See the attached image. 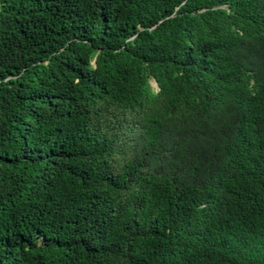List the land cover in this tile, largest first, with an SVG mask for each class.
<instances>
[{
    "label": "trees",
    "instance_id": "trees-1",
    "mask_svg": "<svg viewBox=\"0 0 264 264\" xmlns=\"http://www.w3.org/2000/svg\"><path fill=\"white\" fill-rule=\"evenodd\" d=\"M0 264H264V0H0Z\"/></svg>",
    "mask_w": 264,
    "mask_h": 264
},
{
    "label": "rangeland",
    "instance_id": "rangeland-1",
    "mask_svg": "<svg viewBox=\"0 0 264 264\" xmlns=\"http://www.w3.org/2000/svg\"><path fill=\"white\" fill-rule=\"evenodd\" d=\"M149 85H150V87L152 88V90H153V91H155V90H156V88H155V85H154L153 81H150V82H149Z\"/></svg>",
    "mask_w": 264,
    "mask_h": 264
}]
</instances>
